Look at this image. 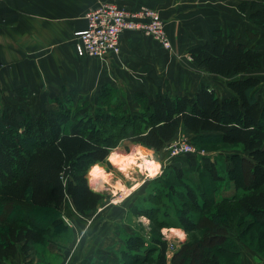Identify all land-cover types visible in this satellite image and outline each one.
Returning a JSON list of instances; mask_svg holds the SVG:
<instances>
[{"label":"trees","instance_id":"obj_1","mask_svg":"<svg viewBox=\"0 0 264 264\" xmlns=\"http://www.w3.org/2000/svg\"><path fill=\"white\" fill-rule=\"evenodd\" d=\"M238 9L243 13L250 11L249 18L264 28V2L243 1L238 4ZM186 50L194 63L205 66L210 73L236 76L227 82L233 94L220 98L203 84L192 97L158 93L150 99L139 98L138 102L145 104L147 115L141 113L144 109L127 115H112L120 124L129 117L134 119L140 115L145 118L146 124L142 128L135 127L128 139L156 151L182 128L205 144L240 146L247 154L249 161H240L235 156L237 167L239 165L237 173L245 180L242 182L244 192L236 199L217 201L207 195L199 202L189 188L185 189V204L190 202L196 210L216 204L217 209L213 215L202 214L204 224L200 226L207 239L202 233V238L184 244L176 253L180 254L178 261L174 260L176 255L172 257L173 264H226L227 260L234 263L238 258L237 244L220 233L227 229L228 221L235 215H240L237 221L241 239L248 236V241H244L246 244L264 247V104L260 95L254 96L259 78L243 77L245 72L259 67L261 56L237 34L224 36L219 31L211 40L191 44ZM108 102V99L101 100L98 116L104 124L113 126L111 120L104 119L109 114L104 109ZM19 112L22 116L4 111L0 117V205L13 206L17 210V213L9 214L8 220L0 222V264L17 253L19 243H22L21 250L26 251L29 242L41 239V226L31 219H24L22 211L30 218L36 210H46L52 214L48 215V221H60L57 211L69 197L78 213L91 215L103 196L88 184V165L102 163L110 155L109 145L97 140V129L88 118L83 122L82 119L70 121L68 109L53 111L47 108L34 115L23 110ZM81 123L88 125L90 133L78 128ZM207 173L211 180L219 177L213 168ZM228 201L233 202L224 204ZM241 215L248 220L240 221ZM192 218L191 211L184 208L178 211L179 225L187 232L197 230ZM162 223L165 221L160 220L157 225L162 226ZM158 238L155 240L159 248L154 250L157 252L149 262L145 252L142 254L139 250L143 243L139 245L140 241L135 237L127 239L122 252L126 258L140 263L167 264V242ZM210 240L217 242L212 244Z\"/></svg>","mask_w":264,"mask_h":264},{"label":"crops","instance_id":"obj_2","mask_svg":"<svg viewBox=\"0 0 264 264\" xmlns=\"http://www.w3.org/2000/svg\"><path fill=\"white\" fill-rule=\"evenodd\" d=\"M103 1L125 8L144 6L157 10L165 21L170 49H164L156 40L139 30H128L121 34L118 54H109L104 59L79 56L75 50V33L85 27V13ZM243 1L264 2L0 0V101L9 98L24 100L25 97L77 100L82 109H88L91 108L88 100L94 103L97 99H112L115 91L118 98L128 102L131 112H140L136 98L150 99L158 93L192 97L203 84L212 88L218 97L224 98L233 94L227 82L234 77L227 79L210 73L205 66L194 63L186 50L191 44L211 40L214 33L219 31L224 36L234 33L246 37V33L252 34L253 40L247 45L260 53L261 63L255 70L245 72L243 77L259 78L254 96L260 95L263 105L264 28L249 18L250 11L240 12L238 4ZM12 105L10 102L0 103V112L12 111ZM27 111L33 113V110ZM179 132L187 131L180 128ZM235 156L240 161L251 160L240 146L220 154L219 177L212 180L218 185L219 193L216 189L208 191L214 200H233L244 192L242 184L236 181L239 165L237 167ZM159 180V184L166 186V181ZM154 194H157L154 195L156 197L162 196L161 192ZM172 194L171 190L167 208L173 211L175 217L181 208H177V197ZM65 200L70 201L72 211L79 215L70 198ZM34 213L41 233L44 234L49 228L56 232L54 235L68 231L66 223L69 217L66 214L60 221H48V215H52L48 211L36 210ZM97 216L96 212L88 219L72 217L70 239L60 251L61 242H45L43 248L39 247L40 241L29 242L26 251L21 250L22 243H19L17 253L3 259L1 264H120L114 246L119 243L122 251L127 239L135 237L132 236L133 222L128 224L131 230L126 229L125 232L115 226L114 220L98 219ZM229 229L226 236L232 237L237 244L236 264H264V247L245 244L238 239L236 231L229 234Z\"/></svg>","mask_w":264,"mask_h":264},{"label":"rangeland","instance_id":"obj_3","mask_svg":"<svg viewBox=\"0 0 264 264\" xmlns=\"http://www.w3.org/2000/svg\"><path fill=\"white\" fill-rule=\"evenodd\" d=\"M245 35L246 37H240L241 41L244 43L247 44L253 40L252 34L249 35L246 33ZM245 38L248 39V42L245 41ZM104 58L105 57L98 59ZM232 77L236 76H227V79ZM220 80L221 82H224V80ZM117 96L118 95L114 91L112 99L108 98L110 102H108L107 106L104 108L107 110V113L110 114H108V116H106L104 119L106 121L109 120V122L111 120L113 122V126L108 125L106 122L104 124V121L102 122L99 118L100 116H98L100 111L98 106L101 104L100 99H97L98 101L94 103L89 102L88 100L87 103L89 104V107H91L86 109L88 111L84 109L83 111L77 100H44L36 99L35 97L33 99L25 97L24 100H21L20 98H9L0 101L1 105H3L4 102H7L8 104L10 102L13 104L12 111L18 116H22L19 112L20 110H23L30 115H34L43 111L44 109H47L46 107L48 106V109L53 111L68 109L70 111V121L82 119L83 122V120L88 118V120H90V122H92V124L97 129L95 134L97 140L100 142H105L110 147V155L108 154L109 156L102 163L88 165V184L93 191L98 192L103 196V199L101 200L98 207L92 212L91 216H84L80 214L76 215L71 209L72 207L70 201L65 200L62 210L58 209L57 214H59L61 218L63 214H66L69 217V222L66 223L68 224L66 225L68 231L62 233V235H54L56 232L50 230L49 228V230H46L44 234L41 233V239L39 240L40 242L38 244L40 248H43L45 242H61V244H59L60 251L70 239L69 226L71 225L70 222L72 217L78 218L80 220L84 218L88 219L97 212L98 219H112L115 221V226H118L119 229L124 230L125 232L131 230V228L128 227V224H132L133 222L134 233L132 236H135V238L140 241L138 242L139 245L143 243V246L139 250L140 253L142 252V254L145 252V257L148 259V262L154 258L157 252L154 250L159 248V246L157 247L158 242L155 240V238L158 236L159 240L166 241L168 245L166 252L167 264H173V255H176V258L174 259L175 262L178 261L180 254L177 255L176 253L181 251L184 244H189L193 240H199L202 238V233L204 235V232L202 231L203 229H201V226L204 224L202 220V214L213 215L217 209L216 204H211L204 210L194 209L190 206V202H186L187 204H185V189L189 188L199 202L209 195L208 189H216V192L219 193L218 185L216 182H213L210 179V176L207 172L209 168H213L217 173H219L221 170L222 161L219 159L220 154L225 153L228 150L233 151L234 147L223 145L218 147L217 144L213 143L205 144V142H203L200 138H194L193 135L187 132L177 133L169 143H167L158 151L148 148L142 144L134 143L128 138L135 130V127L142 128V126L146 124V119H143L140 117V115H138V117H135L136 119H131L129 117L120 124L118 119L113 118L114 115H112V113L118 115H127L128 112H131V106H129L126 100L124 102V100L118 98ZM141 98L142 97H140V100H144ZM136 99L138 102L139 99ZM138 103L140 104V111L144 109L141 113H145V104L140 102ZM104 105L105 104L103 103L102 106ZM27 110H33V113H30ZM76 112L78 113L76 114ZM2 114L3 113L0 112V117ZM73 114H75V116H72ZM145 115L147 114L145 113ZM78 128H81V130H85L87 132L89 131L87 124L81 123L78 125ZM188 145L194 148L195 151L193 153H185L180 151L181 153L179 154H173L176 150L179 151L182 148L185 149ZM124 156L133 157L135 160L131 163H138L144 166L145 169L143 171L139 167L141 174L137 179H134L136 176L134 170L131 171L132 175H128L125 170L120 169L122 166H120L119 161ZM148 161L151 162V167ZM94 168H98L97 170H103L105 172L104 175H98L95 177L92 172ZM146 168L148 170H146ZM159 179L166 181V186L159 184ZM236 181L241 185L245 180L241 174H238ZM171 190L173 191L174 197H177V208H184V210L186 209L187 211H191V214H193V218L191 220L197 224V230L187 232L180 225L178 226V215L174 217L173 211L167 208L169 206L168 203L171 200ZM157 192L158 194L159 192H162V196H154V193ZM232 202L233 201H228L224 204H232ZM139 208L147 209L141 211ZM14 209L15 208H13V206H9L7 208L0 205V222L8 220L9 214L17 213V210ZM21 213V216H23L24 219L28 218L31 219L32 222H39L35 220L34 217L30 216L29 218V215L24 213V211ZM237 216L240 215L237 214L234 216V218H231L228 221V224L231 226L230 229L228 225L227 229L220 234L228 235V229L229 234H231V232L233 233V231H236L238 239H240L242 242H247L248 236L247 239H241L240 237ZM241 217L242 218L239 219L240 221L248 220V217L243 215H241ZM160 220L165 221L164 224L162 223V226L157 225ZM181 233L184 235L183 239L180 238ZM203 238L207 239V235H204ZM230 238L232 239V237ZM210 241L212 244L217 242V240ZM224 244L227 245L228 243L226 242ZM119 245V243H115L114 247L116 249L115 252L117 253L116 259L118 258V262L120 264H146L140 263L139 261H133V259L129 257L126 258L124 253L121 251V248H119ZM226 262V264H236L237 259L234 260V263H232L231 260H227Z\"/></svg>","mask_w":264,"mask_h":264},{"label":"built area","instance_id":"obj_4","mask_svg":"<svg viewBox=\"0 0 264 264\" xmlns=\"http://www.w3.org/2000/svg\"><path fill=\"white\" fill-rule=\"evenodd\" d=\"M86 25L77 31L75 50L79 56L103 58L120 52L121 34L128 30H139L156 40L164 49L171 43L165 30V21L159 12L149 7L125 8L112 2H99L85 13ZM193 153L188 145L173 154Z\"/></svg>","mask_w":264,"mask_h":264},{"label":"bare ground","instance_id":"obj_5","mask_svg":"<svg viewBox=\"0 0 264 264\" xmlns=\"http://www.w3.org/2000/svg\"><path fill=\"white\" fill-rule=\"evenodd\" d=\"M134 160H135V158H133V157H128V156H124V157H122L121 159H120V161H119V163H120V166H122L120 169H122V170H126V167H128V166H131L132 164H136L137 166H139L140 168H141V170L143 171L145 168H144V166L142 165V164H138V163H131V162H134ZM149 163H150V167H151V162L150 161H148ZM146 170H148L147 168H146ZM104 171L103 170H94L93 171V175L95 176V177H97L98 175L100 176H102V175H104ZM127 174V173H126Z\"/></svg>","mask_w":264,"mask_h":264},{"label":"water","instance_id":"obj_6","mask_svg":"<svg viewBox=\"0 0 264 264\" xmlns=\"http://www.w3.org/2000/svg\"><path fill=\"white\" fill-rule=\"evenodd\" d=\"M132 170H134L136 173V176L134 179H137L138 176L141 174V170H140L139 166H137L136 164H132L131 166L126 167L125 171L128 173V175H132V172H131Z\"/></svg>","mask_w":264,"mask_h":264},{"label":"clouds","instance_id":"obj_7","mask_svg":"<svg viewBox=\"0 0 264 264\" xmlns=\"http://www.w3.org/2000/svg\"><path fill=\"white\" fill-rule=\"evenodd\" d=\"M180 238H181V239H183V238H184V235H183L182 233H181V235H180Z\"/></svg>","mask_w":264,"mask_h":264}]
</instances>
